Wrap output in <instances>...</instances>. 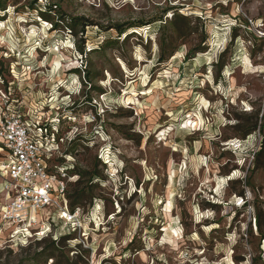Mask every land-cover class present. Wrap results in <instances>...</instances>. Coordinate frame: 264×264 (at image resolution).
<instances>
[{
	"label": "rangeland",
	"instance_id": "obj_1",
	"mask_svg": "<svg viewBox=\"0 0 264 264\" xmlns=\"http://www.w3.org/2000/svg\"><path fill=\"white\" fill-rule=\"evenodd\" d=\"M0 68L92 189L22 238L0 185V264H264V0H6Z\"/></svg>",
	"mask_w": 264,
	"mask_h": 264
},
{
	"label": "built area",
	"instance_id": "obj_2",
	"mask_svg": "<svg viewBox=\"0 0 264 264\" xmlns=\"http://www.w3.org/2000/svg\"><path fill=\"white\" fill-rule=\"evenodd\" d=\"M0 84H4L1 74ZM12 89L9 84L0 88L2 219L13 224L14 233L22 238L41 235L38 224L49 211L61 213L77 229L82 221L77 210L70 211L67 197L72 155L63 145L68 135L63 134L58 117L45 118L34 109L13 106L19 101Z\"/></svg>",
	"mask_w": 264,
	"mask_h": 264
},
{
	"label": "trees",
	"instance_id": "obj_3",
	"mask_svg": "<svg viewBox=\"0 0 264 264\" xmlns=\"http://www.w3.org/2000/svg\"><path fill=\"white\" fill-rule=\"evenodd\" d=\"M5 9H6V0H0V10H5ZM50 9H52L51 6H50ZM173 16H174V18L171 20V24H178V16H176V14H174ZM72 20L73 21H78V20H80V18L79 17L78 18H73ZM136 25L140 26L141 24L140 23L139 24H125V25L119 24V25H117V30L119 31V33H125L128 28H131V27L136 26ZM54 26H57L56 22L54 23ZM81 51H82V48H81ZM199 51H202V50H199ZM195 53H196L195 51H189L187 53V58L191 59L192 57L195 56ZM171 55H173V53L168 54V56H171ZM168 56H166V54H164V52H163L160 55V59H162V60L163 59H167ZM4 71L5 70H3V68H0V74L5 78V80H7V78H6L7 75L5 74ZM262 124H264V114H263V122H262ZM256 128H257V125L252 127V128H250V129H248V130H246L244 133L245 134H250L254 130H256ZM74 150H75V148L73 146V147L69 148L66 151H67V153H69V152H72ZM260 155H261V153L258 154V157H260ZM72 173L80 175V179L88 174L87 172L79 171L76 168L74 170H72ZM95 174L96 173H92L90 175L89 181H91L93 179V177L96 176ZM80 179L77 180L74 183V185L76 186V189H74L73 191L68 189V191H67V197H68V200H69V205H70L71 211H75V209L82 204V201L86 197H88V196L91 197V195H92V189L89 188L87 185H84L83 181H81ZM52 243H53V245L55 244L54 241ZM58 264H64V263L63 262L62 263L58 262ZM75 264H79V262H76Z\"/></svg>",
	"mask_w": 264,
	"mask_h": 264
},
{
	"label": "bare ground",
	"instance_id": "obj_4",
	"mask_svg": "<svg viewBox=\"0 0 264 264\" xmlns=\"http://www.w3.org/2000/svg\"><path fill=\"white\" fill-rule=\"evenodd\" d=\"M192 123H193V124H195V125H197V124H198V122H192ZM200 215H201V214H200ZM200 215H199V216H200Z\"/></svg>",
	"mask_w": 264,
	"mask_h": 264
}]
</instances>
